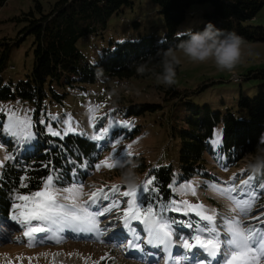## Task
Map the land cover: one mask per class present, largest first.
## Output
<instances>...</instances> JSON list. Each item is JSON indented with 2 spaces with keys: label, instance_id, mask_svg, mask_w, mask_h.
Masks as SVG:
<instances>
[{
  "label": "trees",
  "instance_id": "trees-1",
  "mask_svg": "<svg viewBox=\"0 0 264 264\" xmlns=\"http://www.w3.org/2000/svg\"><path fill=\"white\" fill-rule=\"evenodd\" d=\"M160 8L164 15L166 32L162 38L154 35H143L136 40H124L112 43L113 46L103 49L101 58L92 62L78 48V40L86 35L105 30L108 19L119 13L124 6L133 4L132 0H58L49 12L36 16L34 10L24 13L28 21L24 33L34 35V67L26 79L16 84L7 82L0 75V100L20 97L27 99L40 107L43 99L53 97L58 102L67 91L60 89L95 83L102 75L106 79L119 80L137 78L140 81L153 79L151 86L161 100L139 101L123 93L115 98L117 112L125 116L144 114L147 111L161 110L159 120L166 119L169 127V137L180 142L178 151L179 173L177 183L190 181L194 177L219 179L210 166L216 165L222 170L236 167L240 161L257 154L258 148H264L261 138L264 137V81L259 84L257 92L250 96L240 95L238 106L246 112L241 118L234 114L231 108L225 112L214 109L211 104L195 102L194 95L201 92L210 83L200 84L197 88L166 86L158 82L155 72H158L157 53L167 49H177L181 41L187 39L185 33H178L179 26L191 12L193 4L209 3L211 9L204 12L206 21L191 31H201L208 22L217 28L237 33L243 41H264V24H254L252 21L264 9V0H151ZM8 0H0V8ZM37 7L41 9L40 3ZM24 35V36H25ZM20 38V40H22ZM0 51V72L6 68V59L10 44ZM115 49V51H113ZM147 64L148 71L139 74L136 63ZM181 65L177 68V76ZM264 79V68L248 70L238 81ZM233 80V79H232ZM89 100V98H85ZM166 113L167 115H164ZM168 116V117H167ZM223 124L222 141L219 145L213 143L215 129ZM103 123L94 128L100 129ZM37 138L32 146H20L15 151L11 147L12 160L3 163L0 172V225L18 228L11 220L14 194L28 195L44 187L48 176H53L54 183L59 187H68L73 183L85 184L95 171V164L100 163L112 141L126 138L124 128H113L111 134L104 139L96 140L85 133L69 132L61 137H54L37 123ZM0 140L12 142L6 132L0 129ZM211 159L213 161H211ZM136 164L135 172L141 177V182L155 177L150 188L158 189L152 206L155 212L160 211L162 204L178 199L174 189V163L170 158L154 165L142 154L122 156L115 167L117 176ZM251 174L252 185L258 188L264 182V170ZM146 176V177H145ZM59 177V180L56 178ZM145 177V178H144ZM26 184V187H21ZM246 198V196H245ZM178 202V201H177ZM264 205V190H259V198L254 206ZM147 205H145L146 207ZM255 209V207H254ZM167 217L178 221L199 220L194 213L185 216L183 212L168 211ZM249 216H251L249 214ZM137 230L143 236V226L134 222ZM0 238L4 237V229ZM178 232L187 235L191 229L177 228ZM45 233L38 236H44ZM16 239V238H14ZM146 249V248H145ZM177 253V249L174 248ZM174 253V256L176 255Z\"/></svg>",
  "mask_w": 264,
  "mask_h": 264
},
{
  "label": "rangeland",
  "instance_id": "rangeland-1",
  "mask_svg": "<svg viewBox=\"0 0 264 264\" xmlns=\"http://www.w3.org/2000/svg\"><path fill=\"white\" fill-rule=\"evenodd\" d=\"M57 1L8 0L0 8V51L8 47L4 44H10L6 68L0 72V75L7 82L16 84L19 80L26 79V75L30 74L34 67V35L31 33L25 35L24 33V28L28 22L24 13L34 10L35 15L40 16L42 12H49L52 5ZM132 1L133 4L124 6L119 13L113 14L108 19L105 30L83 36L78 40L77 46L87 56L88 60L98 61L102 56L103 49L113 46L112 43L136 40L146 34L159 38L165 35V18L160 12L159 6L151 0ZM38 3H40L41 9L37 7ZM190 9L193 16L189 13L179 26L178 33L180 34L204 23L206 21L204 12L210 10L211 5L209 3L193 4ZM252 23L264 24V9ZM22 37L23 39L20 40ZM244 52V59L235 73H227L217 70L211 61L193 63L184 57L181 51L176 49L175 55L181 59V72L177 76L176 85L195 89L205 82H214L207 86L201 94L193 96L195 102L199 104L209 103L214 109L223 112L231 108L235 115L244 118L247 114L238 106L241 93L254 95L259 89L258 85L264 79L238 80L248 70L264 68V41H244ZM231 77H234L233 80ZM154 81L152 78L145 81H140L137 78L125 80L106 79L99 75L95 83L68 87L67 90L60 89V92L67 91V94L62 98L63 102H58L50 95L43 99L40 107L20 97L0 100V129L7 134L9 117L13 113L20 120L27 117L32 123L35 138L23 145L32 146L37 138V130L35 129L37 123L44 126L48 133H50L48 128L51 127L55 131H60L64 136L68 128V118L71 117V125L75 129L73 132L85 133L94 137L99 135L105 128L109 129L108 134L110 135L113 128H124L122 122H130L131 127L124 128L126 138L112 141L109 148L105 150L102 161L107 160L109 163L116 165L118 159L124 156L125 150L130 151L131 155H144L152 165L156 162L162 163L163 160L170 158V162L174 163V188L177 189L175 192L178 195V199L175 200L178 202L188 200L191 203H202L209 210H215L217 224L219 225L221 218L229 215L231 202L209 185L215 184L221 188L241 185L244 180H247L250 176L252 177L251 174L246 175L245 172L248 169V162L253 159V156L248 155L236 167L229 170H222L216 165H211V170L219 175V179L194 177L190 181L177 183L180 171L178 166L180 142L169 137L170 130L166 119L159 120L163 112L161 110L147 111L144 114L125 116L124 113L117 112L114 105L116 103L115 98L123 93L139 101L161 100L155 90L149 86ZM85 97L89 100H85ZM97 106L100 107L93 112V109ZM93 115L95 119H93ZM164 115L167 114L164 113ZM99 123H103V125L100 126L99 130H96L94 126ZM222 128L223 124L221 123L215 129L213 141H218L217 145L222 141ZM7 135L12 138V142L4 143L0 140V161H2L0 172L3 163L7 161L4 157L11 153V147H14V150L17 151L18 147L22 146H17L15 138L9 134ZM129 145L132 146L131 149H128ZM211 161L213 160L211 159ZM115 170V168L108 167L95 169L86 183H83L85 195L81 199L88 200L91 192L100 188L110 193L113 185L120 186V193L129 190V186L121 182V176H117ZM142 180L136 186L138 190L144 184V181L141 182ZM80 184L73 183L68 187L79 186ZM186 184H190L196 189L195 196L191 192L182 193L180 191ZM54 185L61 190L67 188L59 187L55 183ZM120 193L113 197V199L119 201L120 209H113L111 213H106L104 217H100L101 227L111 229L104 236V243L88 238L84 234H79V238H75L74 234L66 232L64 233L66 241L63 243L46 242L30 247L27 238L23 235L24 230L19 225L17 229L0 225L4 229V234L11 237V239L0 238V264H97V262L98 264H145L142 253L135 249L124 250L127 239H124L123 242L119 239L109 242V237H112L113 233L118 234L123 231L125 236L128 235L127 230L123 229L119 217L122 215V210L127 207L126 201L130 198L123 197ZM238 193L239 188L237 193H233V195H238ZM245 196L246 194L240 198L243 199ZM110 203L111 201H104L103 206L107 207ZM250 215L245 219V224L259 225L264 228V224L261 223V221H264V205L253 206ZM256 217H259V219H255ZM221 232L223 238L222 229ZM39 234L42 235V233ZM142 238L146 239L145 233H143ZM113 243L121 244V246L113 247ZM174 248L173 250H175ZM147 251L156 253L159 264H164L163 254L159 253V250L148 246L145 249V252ZM174 253L176 252L174 251ZM147 260L148 264H156L153 257H147Z\"/></svg>",
  "mask_w": 264,
  "mask_h": 264
},
{
  "label": "snow or ice",
  "instance_id": "snow-or-ice-1",
  "mask_svg": "<svg viewBox=\"0 0 264 264\" xmlns=\"http://www.w3.org/2000/svg\"><path fill=\"white\" fill-rule=\"evenodd\" d=\"M99 107L93 109V112ZM93 119H95L94 115ZM67 123L68 128L65 134L75 131L71 125V117L68 118ZM122 124L124 128L131 127L130 122L124 121ZM48 130L52 136L63 139L60 131H55L51 127ZM6 131L15 138L17 146L35 138L31 121L27 117L20 120L15 113L9 117ZM108 131L109 129L105 128L93 138L104 139ZM213 143L219 142L213 141ZM131 147L129 145L128 149ZM124 155H131V152L125 150ZM4 159L12 160L13 157L6 155ZM101 167L115 168L116 165L107 160L95 164L97 170ZM56 179L59 180V177ZM154 179L155 177L146 180L139 190L136 187H129V190L122 193L118 185H113L110 193L103 188L96 189L91 192L88 200H82L81 197L85 195L83 184L62 190L57 189L53 176L50 175L43 190L31 192L28 195L18 192L14 194L15 202L12 203L11 220L24 230L23 235L27 238L30 247L46 242L63 243L66 241L64 236L66 232L74 234L75 238H79V234H84L88 238L104 243L103 238L111 229L101 227L100 217L111 213L113 209H120L119 201L113 199L117 193H120L123 197L130 198L126 201L127 207L122 210V215L119 217L128 235L125 236L123 231L118 234L113 233V236L109 237V242L117 239L123 242L127 239L124 250L135 249L142 253L145 264H148L147 257H153L156 264H159L156 253L145 252L148 246L163 254L164 264H264V228L259 225L245 224V219L248 218L259 198V190H264V182L255 188L252 185L253 178L250 176L241 185L224 188L215 184L209 185L231 202L229 215L222 217L218 225L215 210H209L202 203H191L188 200L180 202L171 200L167 204H162L159 212H155L152 200L158 193V189L150 188ZM26 186V184L21 185V187ZM238 188V195H233L237 193ZM173 191L177 189L174 188ZM180 191L196 195V189L190 184L184 185ZM245 194L246 198L241 199L240 197ZM104 201H111V203L104 207ZM168 211L183 212L185 216L194 213L199 220L193 221L189 218L187 221H178L167 217L165 213ZM255 219L258 220L259 217ZM134 222H139V225L143 226L142 230L146 234V239L142 238ZM261 223L264 224V221ZM177 228L191 229V232L185 235L178 232ZM39 233L46 235L38 236ZM4 238L11 239L7 235ZM120 246L121 244L113 243V247ZM174 247L177 249L175 256L173 255Z\"/></svg>",
  "mask_w": 264,
  "mask_h": 264
},
{
  "label": "clouds",
  "instance_id": "clouds-1",
  "mask_svg": "<svg viewBox=\"0 0 264 264\" xmlns=\"http://www.w3.org/2000/svg\"><path fill=\"white\" fill-rule=\"evenodd\" d=\"M185 35L187 39L181 41L177 49L183 53L189 61L193 63H207L211 61L217 70L227 73H235L244 59V41L235 32L217 28L212 22H208L203 30H188ZM115 51V49H113ZM176 49H167L157 53L159 71L155 72L159 83L166 86L177 84V68L181 65V59L175 55ZM136 63V71L143 74L148 71L147 64ZM264 143V137L261 138ZM136 164L127 167L121 176V182L129 187H136L141 177L135 172ZM248 169L253 173L264 170V148H258L257 154L248 162Z\"/></svg>",
  "mask_w": 264,
  "mask_h": 264
},
{
  "label": "built area",
  "instance_id": "built-area-1",
  "mask_svg": "<svg viewBox=\"0 0 264 264\" xmlns=\"http://www.w3.org/2000/svg\"><path fill=\"white\" fill-rule=\"evenodd\" d=\"M234 77H231V79H233Z\"/></svg>",
  "mask_w": 264,
  "mask_h": 264
}]
</instances>
